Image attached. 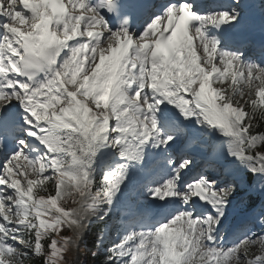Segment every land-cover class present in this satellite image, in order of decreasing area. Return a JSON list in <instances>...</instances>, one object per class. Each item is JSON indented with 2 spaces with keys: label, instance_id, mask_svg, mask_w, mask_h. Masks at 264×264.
Returning <instances> with one entry per match:
<instances>
[{
  "label": "snow or ice",
  "instance_id": "snow-or-ice-1",
  "mask_svg": "<svg viewBox=\"0 0 264 264\" xmlns=\"http://www.w3.org/2000/svg\"><path fill=\"white\" fill-rule=\"evenodd\" d=\"M0 264H264V0H0Z\"/></svg>",
  "mask_w": 264,
  "mask_h": 264
},
{
  "label": "trees",
  "instance_id": "trees-1",
  "mask_svg": "<svg viewBox=\"0 0 264 264\" xmlns=\"http://www.w3.org/2000/svg\"><path fill=\"white\" fill-rule=\"evenodd\" d=\"M92 240H93V233L91 234V237H90L89 243H91Z\"/></svg>",
  "mask_w": 264,
  "mask_h": 264
},
{
  "label": "rangeland",
  "instance_id": "rangeland-1",
  "mask_svg": "<svg viewBox=\"0 0 264 264\" xmlns=\"http://www.w3.org/2000/svg\"><path fill=\"white\" fill-rule=\"evenodd\" d=\"M255 251V250H254Z\"/></svg>",
  "mask_w": 264,
  "mask_h": 264
}]
</instances>
